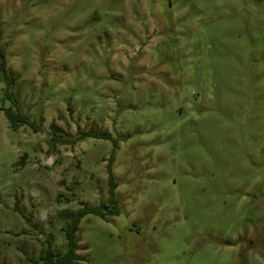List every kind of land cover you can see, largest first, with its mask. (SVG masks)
<instances>
[{
    "label": "rangeland",
    "instance_id": "1",
    "mask_svg": "<svg viewBox=\"0 0 264 264\" xmlns=\"http://www.w3.org/2000/svg\"><path fill=\"white\" fill-rule=\"evenodd\" d=\"M12 86L40 131L13 130L0 71V264H264V0H0ZM43 117V121L41 118ZM23 156H25L23 158Z\"/></svg>",
    "mask_w": 264,
    "mask_h": 264
},
{
    "label": "trees",
    "instance_id": "2",
    "mask_svg": "<svg viewBox=\"0 0 264 264\" xmlns=\"http://www.w3.org/2000/svg\"><path fill=\"white\" fill-rule=\"evenodd\" d=\"M2 39V27L0 25V42ZM0 71L3 72L4 78L6 80V97L11 100L12 106L7 109H2L5 116L9 121V126L13 130H19L21 127L29 126L35 133L40 131L39 124L31 119L22 112L20 102L15 98L12 92V86L14 85L16 78L13 73L8 69L7 62L5 60L4 50L0 46ZM43 121V117L41 118ZM51 127L54 130L53 135L51 136V141L53 144H69L75 145L80 142L85 137L93 138H103L112 140L114 144L113 153L111 155L110 161L107 165L108 172V195H109V205L94 206V207H84L77 210H68L61 213L62 218L65 220V225L63 227L65 240H66V249L65 251H57L52 247L51 242H48V247L46 250L39 256L37 260L32 259V264H78L82 259L78 255V251L84 246L80 245V235H79V225L81 220L88 214H93L106 219L110 216H118L120 214V209L117 204L115 197V191L117 188V183L114 180L113 174V159L116 148L118 147V142L112 137L111 134L106 132L93 133V132H81L74 138H65L62 135V130L57 128L56 125L51 124ZM25 156H23L24 158Z\"/></svg>",
    "mask_w": 264,
    "mask_h": 264
}]
</instances>
